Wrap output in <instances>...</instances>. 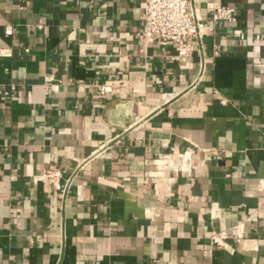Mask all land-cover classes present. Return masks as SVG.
I'll use <instances>...</instances> for the list:
<instances>
[{"label": "crops", "instance_id": "obj_1", "mask_svg": "<svg viewBox=\"0 0 264 264\" xmlns=\"http://www.w3.org/2000/svg\"><path fill=\"white\" fill-rule=\"evenodd\" d=\"M209 1L177 60L145 0H0V264H264V0Z\"/></svg>", "mask_w": 264, "mask_h": 264}, {"label": "built area", "instance_id": "obj_2", "mask_svg": "<svg viewBox=\"0 0 264 264\" xmlns=\"http://www.w3.org/2000/svg\"><path fill=\"white\" fill-rule=\"evenodd\" d=\"M211 13L212 22L233 23L237 20L238 10L231 4H225L219 0H211L207 3ZM206 28L213 29V25H207L202 20V11L196 0H145L143 12V30L141 36L146 42L168 43L174 46L173 58L180 60L192 52L194 42H201ZM14 31L11 27L6 29L7 34ZM10 51L4 50V54ZM195 157L190 150L180 151L177 157H165L156 160L159 169H171L177 174L181 173L193 179L194 166L191 163ZM62 170L58 167H49L35 179L60 188ZM174 179V178H169ZM70 181L65 185V193L70 186ZM244 221L233 226L214 232L211 235V242L220 247L231 248L227 238L232 237L238 243L245 240Z\"/></svg>", "mask_w": 264, "mask_h": 264}]
</instances>
